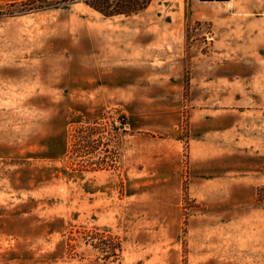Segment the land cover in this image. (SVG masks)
<instances>
[{"label": "rangeland", "instance_id": "374dc122", "mask_svg": "<svg viewBox=\"0 0 264 264\" xmlns=\"http://www.w3.org/2000/svg\"><path fill=\"white\" fill-rule=\"evenodd\" d=\"M14 1L19 0H0V12ZM153 10H174L182 17L179 32L175 14L167 17L160 45L164 62L156 57L154 64L183 71L185 181L190 137L214 134L219 153L207 171L223 173V179L208 185L240 186L242 223L252 220L242 233L255 234L264 227V0H154L139 16L147 20ZM122 18L105 20L80 1L0 15V264L130 260L123 257L118 235L72 223L70 179L73 171H120L126 121L118 98H110L96 116L94 98L85 95L95 87L99 67L90 43L121 39ZM83 126L98 128L93 137L116 150L112 164L97 166L106 155L102 144L71 152L75 130ZM60 178L65 185L58 186ZM186 188L178 227L180 264L191 261L187 215L199 207ZM64 218L68 223L60 221ZM211 231L221 232V226L209 225ZM99 234L120 243L118 259L104 255L113 242Z\"/></svg>", "mask_w": 264, "mask_h": 264}, {"label": "crops", "instance_id": "0c3cea01", "mask_svg": "<svg viewBox=\"0 0 264 264\" xmlns=\"http://www.w3.org/2000/svg\"><path fill=\"white\" fill-rule=\"evenodd\" d=\"M153 1L130 16H104L89 7L105 20L123 16L125 26L121 39L90 43L99 67L95 87L85 96L94 98L96 116L115 96L126 122L119 147L120 171H73L72 223L118 235L123 257L130 259L125 264H180L178 227L184 218L185 185L199 205L187 215L192 230L188 264H264V227L255 234L242 233L249 229L242 225L252 220L242 223L240 186L229 190L224 184L208 185L223 179V173L207 171L208 162L219 153L214 134L190 137L185 181L183 71L154 64L156 57L164 62L160 45L166 39L167 17L175 14L171 20L177 32L182 17L174 10L164 14L153 10L155 14L146 17L149 20L139 16L149 11ZM61 178L58 186L64 184ZM60 221L68 223L66 218ZM209 225H220L221 232L208 233Z\"/></svg>", "mask_w": 264, "mask_h": 264}, {"label": "trees", "instance_id": "16d2710c", "mask_svg": "<svg viewBox=\"0 0 264 264\" xmlns=\"http://www.w3.org/2000/svg\"><path fill=\"white\" fill-rule=\"evenodd\" d=\"M40 1L41 4H33L36 0H19L7 3L5 5L6 10L4 12H0V15L5 16H14L19 14H24L26 12H32L36 10H44L56 7L60 4L71 3L74 1H80L84 3L86 6L96 10L100 14L104 16H114V15H124L130 16L134 14H138L139 12L143 11L148 7L152 0H37ZM25 5H29L27 8H19L16 9L17 6L24 7ZM1 9V8H0ZM98 128L90 127V126H83L79 127L75 130L74 139L71 146L72 153H78L82 151L81 149L85 148L94 149L102 144L104 146V153L106 154L103 156L97 166L101 168V163H110L112 164L116 157V150L113 148H109L107 143H102V138L99 136L98 138H94L93 135L95 130ZM96 141V142H95ZM94 143V144H93ZM93 144V146H92ZM108 157V158H106ZM107 159V160H106ZM97 162H90L89 164H94ZM95 165V164H94ZM96 166V167H97ZM98 234V233H95ZM101 235L106 241L113 242L112 237L110 235ZM121 250L120 243L117 241L111 243L106 250H102L106 257H113V260L118 259L119 252Z\"/></svg>", "mask_w": 264, "mask_h": 264}]
</instances>
